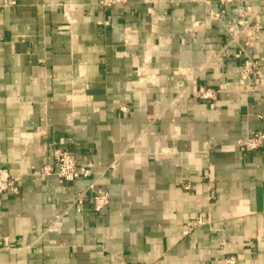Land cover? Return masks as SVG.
Listing matches in <instances>:
<instances>
[{"label":"crops","instance_id":"1","mask_svg":"<svg viewBox=\"0 0 264 264\" xmlns=\"http://www.w3.org/2000/svg\"><path fill=\"white\" fill-rule=\"evenodd\" d=\"M247 57L264 71V0H0V168L20 178L0 264H264V147H237L264 132ZM56 149L93 176L44 175Z\"/></svg>","mask_w":264,"mask_h":264},{"label":"built area","instance_id":"2","mask_svg":"<svg viewBox=\"0 0 264 264\" xmlns=\"http://www.w3.org/2000/svg\"><path fill=\"white\" fill-rule=\"evenodd\" d=\"M222 4L228 5L237 2L238 0H220ZM127 0H99L100 5L106 8L114 6H121L126 4ZM221 13H212L214 18H220ZM241 32L247 33L249 31L259 32L261 29V21L259 16L250 17L249 19L242 20L239 22ZM229 32L235 36L234 41H237L234 28H229ZM245 50L241 51L236 55L240 57ZM240 76L242 81H252L250 89L252 91H264V71L260 61L255 60L251 57H247L245 60ZM201 96L203 99H215V93L211 90H202ZM237 147L241 151H254L264 147V132L258 131L253 132L244 140H240L237 143ZM52 164H47L43 168V174L50 176L55 175L65 182H74L80 178H90L93 176L92 166L82 167L77 163L76 158L68 151L62 149H56L51 158ZM103 176L99 175L90 184L88 190L92 193L93 208L96 212H102L110 202L109 193L98 185V180ZM19 176L10 174L7 170L0 168V194L10 193L18 194L19 189ZM78 202H83V195H80ZM204 223L201 218L188 224V228L185 234L196 230L200 225ZM223 264H239L238 259L235 256L226 257Z\"/></svg>","mask_w":264,"mask_h":264}]
</instances>
